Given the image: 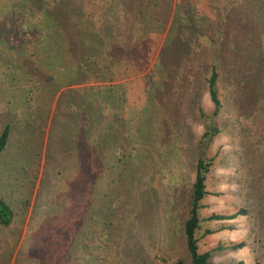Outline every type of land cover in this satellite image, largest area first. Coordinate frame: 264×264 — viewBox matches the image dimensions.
Returning a JSON list of instances; mask_svg holds the SVG:
<instances>
[{"label": "rangeland", "instance_id": "374dc122", "mask_svg": "<svg viewBox=\"0 0 264 264\" xmlns=\"http://www.w3.org/2000/svg\"><path fill=\"white\" fill-rule=\"evenodd\" d=\"M41 1L53 7L58 22L66 18L65 38L70 40L78 64L84 54L93 52L100 53L93 55L101 64L107 58L106 50L125 42L124 46L130 47V42L136 41L134 55L119 57L133 60L136 67L128 76L120 74L124 78L112 84L114 107L126 89L129 104L135 101L148 106V113L157 112L147 119V111L142 112L139 106L130 110L120 106L122 112L114 115L119 118L120 141L97 157L100 177L92 178L93 159L89 152L81 155L82 149L75 151L72 147L76 146H69L67 136L73 123L59 112L66 111L70 103L69 90L77 89L75 96L80 101L93 93L81 89H106L111 83L95 81L94 72L89 81L74 78L67 85L58 81L56 73L61 70L49 66L58 48L54 39L40 48L36 43L19 46L0 40V134L9 127L0 156V196L14 212L12 223L0 227V264H44L46 243L76 225L77 214L85 215L81 218L84 223L81 231L80 225L76 227L78 242L70 245L67 264H159L162 257L167 263L177 244L184 243L180 218L185 190L179 188L194 178L189 135L203 132L194 116L197 106L208 114L213 111L204 85L212 63L217 65L222 109L217 117L220 133L208 152L214 165L206 181L210 194L200 212L199 251H211L215 264H264V0H190L198 14L192 29L199 40L193 50L196 58L187 59L183 54L167 66L162 79H152L153 72L174 6L181 0H149L151 11L159 5L160 16L154 19L159 26L151 27L139 40L132 33L135 26L141 27L135 14L143 0L33 3ZM17 2L0 0V34L5 31L4 23L18 14ZM103 21L111 28L106 40L92 39L88 51L72 42L85 23L99 27ZM2 35V39L8 36L6 32ZM46 49L48 58L46 53L43 56ZM68 61L72 62L71 57ZM67 67L72 74L71 66ZM157 80L164 84L155 96L160 105L154 107L144 94L157 86ZM126 81L133 83L123 86ZM162 115V127L147 125ZM109 118L111 115L104 113L102 122ZM147 127L151 144L143 143ZM166 143L168 147H164ZM81 161H86L85 168ZM83 176L88 180L82 182ZM213 215L234 218L204 221ZM207 230L212 233L206 234ZM237 244L242 247L226 250Z\"/></svg>", "mask_w": 264, "mask_h": 264}, {"label": "trees", "instance_id": "16d2710c", "mask_svg": "<svg viewBox=\"0 0 264 264\" xmlns=\"http://www.w3.org/2000/svg\"><path fill=\"white\" fill-rule=\"evenodd\" d=\"M29 3V4H28ZM165 4V3H164ZM164 4L161 6L163 7ZM192 3L190 0H181L179 4H176L173 9L171 22L169 25V32L167 34L166 42L162 45L160 54L158 55V63L155 67L156 70L153 72L152 79L160 78L162 74H167L168 67L172 66V62L179 60L181 56L185 58L194 57L195 43L199 42L197 33L194 32L192 29L196 26L193 25V20L197 17L196 9L192 7ZM17 7L18 14H15L11 17L13 22L10 20L8 23H4L5 31L0 34L2 37L5 32L7 38H0V40H4V42L13 41L16 45L22 44H30L36 43L37 47L44 46L47 42L51 39L55 40L57 43V53L52 54L55 55L52 58V64L49 63L50 67H54L55 71L61 70L60 72L56 73L59 74L57 76V80L67 85L69 82L68 80L79 78V79H86L91 80L92 75L94 72L95 81H106L111 83L110 85L114 84L116 81H120L123 79V76H120L122 73H126L124 76L129 75V71L136 67L135 62L132 60H120L119 57L126 56V55H134V44L136 41L130 42V47H126L123 45H115L114 48L106 50L107 51V58L103 59V62L98 63L94 60V55L96 53L88 55V53L84 54V60L79 64L74 62L75 55L71 52V45L70 40H67L66 33H67V26L65 24L66 18L63 17L59 20H56L55 15H53V7L46 3V1H41L40 4L33 3V0H19V3H15ZM150 5L149 0H143V3L139 5V9L136 11L137 17V24L140 22L141 27H134L136 29L135 33H132V37L135 34L136 39H143L145 36V32L153 26H159L158 21H154L155 18H158L160 15L157 13L159 12L156 7L159 5H154L152 11L149 9ZM160 6V7H161ZM166 6V5H165ZM165 10V7H163ZM167 10H171L170 6L167 5ZM63 13L67 12L66 8L62 11ZM61 15V14H60ZM58 15V16H60ZM86 17H89L86 15ZM151 22V23H150ZM68 23V22H67ZM62 24V26L60 25ZM101 25L97 27L95 23L84 25V30L79 32V35L74 36L72 42L77 46L82 44L81 50L85 48L88 51V47L92 39L97 41L103 40L105 37L111 34V28L105 26V22H101ZM156 24V25H152ZM142 28H148L147 31L142 30ZM68 36V35H67ZM106 38L104 40H106ZM130 40V38H129ZM128 40V41H129ZM42 41V43H41ZM56 45V44H55ZM53 44L50 45L52 47ZM192 50L190 52V47ZM128 48V49H126ZM104 49V48H103ZM100 49V52L103 51ZM48 58L50 53L47 51L43 52V56L45 55ZM45 56V57H46ZM100 56V53L95 55ZM71 57L72 62L69 63L68 58ZM88 59V60H87ZM89 61V62H87ZM57 64V65H56ZM39 65L36 64L35 71L38 72ZM67 66H71L72 74L69 72L70 69ZM50 67L48 68L50 70ZM69 69V70H68ZM187 71L193 72L190 67H186ZM128 72V74H127ZM104 76H107V79H104ZM149 76V75H147ZM218 71L217 65L212 63L209 68V72L206 74L204 85L205 89L208 92L209 99L213 105V111L211 113H206L204 108L199 104L197 106V112L195 113V117L198 120L197 122L201 124L203 132L199 136L189 135L191 136V142L193 143V152L194 158L193 162V172L194 178L193 181L189 184L183 185L182 188L184 189L185 193L183 196L184 206L182 207V214L180 221L182 222V234L184 237V243H178L176 248V254H173L172 258H169L167 263L168 264H215L211 260V251L200 252L199 251V244L197 238V231L199 230L203 218L200 215L201 210L204 208V199L210 194L207 189V178L208 174L214 165V158L208 156V152L210 150L211 144L214 138L220 133V127L217 125V117L221 112L222 103L221 97L219 95V88H218ZM146 78V77H145ZM143 79V78H142ZM162 79V78H160ZM155 81V80H154ZM159 82L156 87L151 90L145 92L144 97L145 100L152 106L160 105L158 97L156 99V95L163 90L164 81L157 80ZM161 82V83H160ZM132 81H126L123 86H127L132 84ZM113 86V85H112ZM109 86L106 89L103 87L96 86V87H89L81 90H88L92 91V97L85 95L83 100H80L75 96V92L77 89L68 91L71 93L70 103L67 106V109L61 110L59 113L61 115L67 114L68 119L73 123V125H69L71 130L68 133V144L69 146H76L72 147L73 150L77 151L78 149H82L81 155H85L87 152L90 153L93 163L91 164V174L92 178H99V166L101 164L96 162L97 157L101 158L102 151H105L108 148H113V143L120 141V135L117 132L119 118L115 115L116 113L122 112L120 110V106L126 109H132V107L139 106L141 111H147L148 106H142L139 104L137 105L136 102L129 104V98L127 97V90L121 93L117 100L120 103L117 104L118 107L115 106V98L114 96V86ZM111 89V90H109ZM94 97V98H93ZM93 98V99H92ZM154 99V100H153ZM133 104V105H132ZM65 107H63L64 109ZM123 108V109H124ZM109 113L111 118L107 119L106 121L102 122V116L104 113ZM157 111L153 110L152 112L147 111V116L145 118L148 119L152 114L156 113ZM151 113V114H150ZM150 114V115H149ZM154 121L155 124H151ZM153 121H147V125L151 128L152 126H161V121H165V118L161 117L158 119L155 117ZM151 122V123H150ZM157 123V124H156ZM171 126L167 123L166 129L169 131V134L172 135ZM145 139H143V143L151 144L150 140L148 139V127L145 129ZM189 134V131H187ZM173 136V135H172ZM175 136L172 138L174 139ZM9 138V127H5L0 134V156L1 153L8 141ZM89 139L93 140L88 143ZM142 140V139H141ZM164 147H168V143L164 145ZM89 148V150H88ZM110 148V150H111ZM164 152H167L164 151ZM86 166V161H81ZM97 166H96V165ZM80 165V164H79ZM111 167V165H110ZM120 168V167H119ZM120 170V169H119ZM120 172V171H119ZM84 175H88L87 172ZM87 177V176H86ZM82 177V182L84 180H88V177ZM90 178V181L91 179ZM91 207H89L88 210ZM81 209V208H80ZM97 211L95 212V214ZM14 212L12 208L1 198L0 196V227L6 228L8 227L13 221ZM79 216L78 222L76 225L69 227L67 230L60 231L58 236L55 237L54 241H49L46 243V252L43 255V263L44 264H67L69 259V252L70 245L74 243L77 244V236L79 232L75 233L77 225L83 226L84 221L81 220L85 215H78ZM100 216V215H99ZM233 216L230 217H222L218 215H213L212 217L206 218L207 220H222V219H233ZM70 231L69 237L65 233ZM75 233V234H74ZM212 231L207 230L206 234H211ZM53 240V239H52ZM54 245L56 248H54ZM242 247V244L231 245L226 248V250L234 251ZM224 249V248H222ZM221 249V250H222ZM56 259V260H55ZM55 260V261H54ZM159 264H167L165 258L159 259Z\"/></svg>", "mask_w": 264, "mask_h": 264}, {"label": "crops", "instance_id": "0c3cea01", "mask_svg": "<svg viewBox=\"0 0 264 264\" xmlns=\"http://www.w3.org/2000/svg\"><path fill=\"white\" fill-rule=\"evenodd\" d=\"M205 199H206V198H205ZM205 199H204V200H205ZM203 203H204V201H203ZM201 225H202V223H201Z\"/></svg>", "mask_w": 264, "mask_h": 264}]
</instances>
